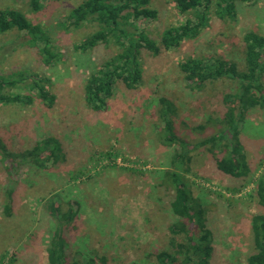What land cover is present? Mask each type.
Here are the masks:
<instances>
[{"label": "rangeland", "instance_id": "374dc122", "mask_svg": "<svg viewBox=\"0 0 264 264\" xmlns=\"http://www.w3.org/2000/svg\"><path fill=\"white\" fill-rule=\"evenodd\" d=\"M82 1L43 0L41 8L32 11L29 0H0V10H17L38 24L51 53L60 56L48 66L40 53L42 42L30 43L25 31L15 28L0 33V76L24 78L5 92L33 97L26 106H0V138L13 152L29 149L45 137L57 139L61 148L58 162L44 169L23 166L13 180L7 166L0 164V264H48L46 248L57 228L70 260L81 264H158L155 254L169 249L168 227L175 221L169 209L173 191L165 183L167 171L173 170V150L160 138V99L171 104L167 117L179 138L196 143L213 135L219 129L213 123L225 111L222 96L233 92L236 83L221 78L192 90L179 63L222 58L242 70L243 34L264 35V0H236L235 19L211 14L207 27L180 47L158 55L142 52L141 84L128 89L117 82L107 109L95 113L84 102L83 85L90 69L117 55L121 47L108 37L84 53L73 48L100 28L94 21L78 26L68 21L69 12ZM149 7L156 9L157 18L128 19V33L143 30L157 40L164 29L191 17L179 14L174 0H151ZM37 78L48 79L45 87L54 95L51 107L32 87ZM261 82L264 85V71ZM199 125L204 129H197ZM239 126L245 176L218 172L204 147L192 153L190 170L183 174L212 234L208 264H247L254 252L251 217L262 212L254 191L264 167V109L245 111ZM51 200L63 211L73 207L69 224L59 227L47 209Z\"/></svg>", "mask_w": 264, "mask_h": 264}, {"label": "trees", "instance_id": "16d2710c", "mask_svg": "<svg viewBox=\"0 0 264 264\" xmlns=\"http://www.w3.org/2000/svg\"><path fill=\"white\" fill-rule=\"evenodd\" d=\"M42 1L29 0L32 11L39 10ZM150 1L83 0L69 12L68 21L74 26L87 21H94L100 26L99 30L74 45L75 50L84 53L99 43L107 42L108 37L115 38L121 47L117 55L106 59L97 68L90 69L87 75L83 85V99L91 111L99 113L107 109L108 100L113 95L117 82L128 89H135L141 84L142 52L158 55L161 50L168 51L180 47L185 39H194L207 27L211 14L220 19L233 20L236 17V0H174L177 12L181 15L191 14L190 18L187 17L183 23L164 29L157 40L150 38L143 30L128 33L124 28L131 27L127 24L128 19L157 18L156 9L149 7ZM239 1L252 4L257 0ZM12 28L25 31L32 44L43 43L40 53L44 56V64L50 66L60 59L59 53H51L49 50L48 38L38 24H32L17 10H0V33ZM242 42L244 65L242 70L238 69L234 62L222 58L185 59L178 65L180 73L192 90L200 91L206 82L221 78L236 83L233 92H227L222 96L225 111L222 118L213 123V126L219 128L216 133L196 143L179 138L174 131L173 121L167 117L171 104L160 99L159 114L163 123L160 138L165 146L173 150L169 159L170 168L173 170L167 171L165 183L173 191L169 209L175 216V221L168 227L169 249L160 250L155 254L158 264H208L212 253V234L205 224L204 209L192 197L189 186L183 179V174L190 170L192 153L199 147H204V150L213 156L216 170L226 176L240 178L248 172L239 141V124L245 111L255 107L264 109V85L261 82L264 71V35L247 31L242 36ZM23 80L21 74L18 78L0 76V106H26L33 102V97L29 94L5 92L6 88H13ZM36 80L32 81V87L36 90L37 97L51 107L54 95L45 87L48 79ZM197 129L203 130L204 126L199 125ZM60 153V144L53 137H45L35 142L31 148L20 152L10 151L0 138V164L7 166L12 180L15 179L19 168L27 165L44 169L48 163L58 162ZM5 194L7 199L4 210L9 215L10 189ZM254 196L262 212L251 217L254 252L249 254L246 263L264 264V167L256 179ZM72 208L69 206L63 211L54 200L49 201L47 205L49 213L57 220L59 227L63 225L62 223L69 224L73 220L75 214ZM46 259L48 264H81L76 260H70L67 255L66 242L60 228H57L49 238Z\"/></svg>", "mask_w": 264, "mask_h": 264}]
</instances>
